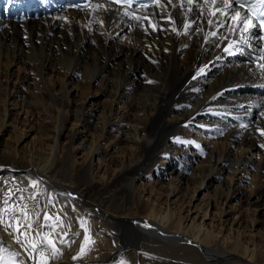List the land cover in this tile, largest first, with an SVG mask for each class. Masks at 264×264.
Returning a JSON list of instances; mask_svg holds the SVG:
<instances>
[{"label": "bare ground", "instance_id": "1", "mask_svg": "<svg viewBox=\"0 0 264 264\" xmlns=\"http://www.w3.org/2000/svg\"><path fill=\"white\" fill-rule=\"evenodd\" d=\"M222 4L164 0L132 14L103 1L51 19H0L2 264L264 260V164L252 162L264 161V67L231 61L244 31ZM16 67L39 79L33 92L4 75ZM95 93L111 99L99 115ZM11 122L48 138L44 152L5 138ZM162 168L175 174L167 186ZM145 179L149 194L137 184ZM208 188L211 202L173 206ZM28 195L49 201L22 203Z\"/></svg>", "mask_w": 264, "mask_h": 264}, {"label": "rangeland", "instance_id": "2", "mask_svg": "<svg viewBox=\"0 0 264 264\" xmlns=\"http://www.w3.org/2000/svg\"><path fill=\"white\" fill-rule=\"evenodd\" d=\"M4 75H8L10 77V79L12 80L13 83L18 84V88H19L20 92L22 90L24 93L33 92L31 90L36 89L37 86H38V84L40 83L39 79L35 78L32 75H27L22 70L19 71L17 67L16 68H12L10 70H5ZM76 82H77V80L73 79V81H71V84L72 85L73 84H76ZM256 90L258 92V89H256ZM259 91H262V89L259 90ZM75 99L76 100L80 99V96H76ZM91 100H92L91 101L92 102L91 103L92 104V108L95 109V114L96 115H99L105 109H107L109 107L110 101H111L110 97H108L107 94H105V93H103V94H101V93H95V94L92 95ZM10 124L11 125L9 127H7V130L4 133V135L6 136L5 138H8L9 137V141L11 140L12 142L14 141L15 138L17 140H20L21 141V144L19 145V148H20L21 151H26V150H29V149H31L33 147H36V150H40L41 152H44L43 145L42 144H44V143L47 144L48 143V138L46 139L43 135H41V132L39 130H37V129H35V130H29L28 128H20L19 126H17L13 122H11ZM13 128H15V132L12 131ZM48 128H46V129H48L47 132H46V134L47 135H50V133L52 132L53 129L50 128V127H48ZM219 137H221V136H215V138H219ZM181 147L184 148V146H181ZM193 158L195 160H197L196 163H193L192 164L193 167L194 166H197L198 164H201L203 162V160L205 159L204 157H199V156L198 157H193ZM100 159H102V158L100 157L99 160ZM252 162L255 165L264 164V161L260 157H258V156L253 157L252 158ZM253 174H254L253 172H250L248 175L246 174L243 177L244 179L242 181V183H243L242 184V187H243L244 191L245 190L246 191H249V190L252 189L253 183H251V180L253 178ZM174 176H175V174L174 175H170L169 174V170L166 171L163 168L160 169V174H158V177L160 178L161 183L163 185H166V186L168 185V182L170 181V179H172ZM227 177H229V175L227 173H224L223 174V178H227ZM29 181L31 182L32 180H29ZM259 183L264 186V173L262 174ZM137 184H138V186H144V187L146 185V188L148 190V194L151 193V191H153V187L150 186V184H151V181L150 180H147V179L141 180ZM147 185H149V186H147ZM13 188H15V186L14 187L11 186L10 189L12 190ZM10 189L8 190L9 192H11ZM140 189L142 190V187H140ZM143 189H145V188H143ZM9 192H4V193L7 195ZM193 193H194V191L191 189V190H187V192H185L184 194L186 195V198L187 197L189 198V197L193 196ZM212 194L213 193H212V190L210 188L204 189V190H202V191H200L198 193V199H197V201H194L192 204L185 203L186 205L184 206V205H181L182 204L181 203V200H176L174 202L173 206H175L178 210H181V208L184 207L183 212H186L187 213L186 210L189 209V206L192 207L193 205L194 206L204 205V204H207L208 202H211L212 201ZM257 198H258V196L257 197H253V198H249V199L251 200L250 202H253V201L256 202L257 201ZM45 199H46L45 196H42L41 197V200L42 201L40 200L39 202H37L36 200L34 201L33 197L31 198L28 195L27 198H23L22 203H24V202L27 201L29 203V205L32 206L33 203L36 202V203H39L40 206H43L42 203H44L46 201H49L48 199L47 200H45ZM245 199H247V197H245ZM46 205H47V202H46ZM242 205H244V204L242 203ZM242 208H244V206H242ZM253 208H255V206ZM193 210H196V209H193ZM42 212H44V211H42ZM238 212H242L243 214L247 213V211H239V210H238ZM256 213L258 214V218L261 221H264V210L261 211V212H256ZM245 230H247V235H249V234L251 235L249 229H245ZM0 264H2V255H0ZM258 264H264V260L258 262Z\"/></svg>", "mask_w": 264, "mask_h": 264}, {"label": "snow or ice", "instance_id": "3", "mask_svg": "<svg viewBox=\"0 0 264 264\" xmlns=\"http://www.w3.org/2000/svg\"><path fill=\"white\" fill-rule=\"evenodd\" d=\"M156 2L159 3V0H156ZM168 2L171 3V0H168ZM213 2H215V0H213ZM238 2H239V0H238ZM260 2L264 3V0H260ZM188 3H190V4L193 3V0H188ZM223 3L228 4V0H223ZM241 6H243V5L241 4ZM46 219H47V217H46ZM82 251H83V249H82Z\"/></svg>", "mask_w": 264, "mask_h": 264}]
</instances>
